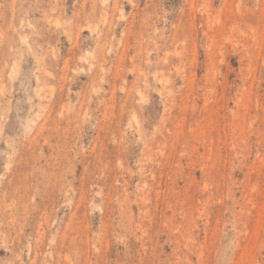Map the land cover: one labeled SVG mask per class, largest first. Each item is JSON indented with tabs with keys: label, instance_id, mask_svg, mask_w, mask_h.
Segmentation results:
<instances>
[{
	"label": "rangeland",
	"instance_id": "obj_1",
	"mask_svg": "<svg viewBox=\"0 0 264 264\" xmlns=\"http://www.w3.org/2000/svg\"><path fill=\"white\" fill-rule=\"evenodd\" d=\"M0 264H264V0H0Z\"/></svg>",
	"mask_w": 264,
	"mask_h": 264
}]
</instances>
